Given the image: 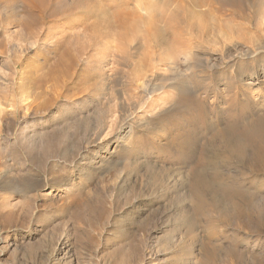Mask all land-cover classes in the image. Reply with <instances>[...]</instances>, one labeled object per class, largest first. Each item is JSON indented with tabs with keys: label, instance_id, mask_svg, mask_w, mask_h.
Listing matches in <instances>:
<instances>
[{
	"label": "rangeland",
	"instance_id": "obj_1",
	"mask_svg": "<svg viewBox=\"0 0 264 264\" xmlns=\"http://www.w3.org/2000/svg\"><path fill=\"white\" fill-rule=\"evenodd\" d=\"M26 1L46 15L24 38V0H0V264H264V87L257 95L238 82L264 66V53L196 67L192 78L179 56L193 95L182 96L183 107L169 92L178 74L149 60L147 72L173 78L164 110L148 116L156 130L145 131L129 124L145 114L133 71L143 41L127 40L121 57L124 45L105 48L83 28L97 22L101 34L116 33L110 12L140 0H93L103 7L85 9L87 0ZM202 1L198 9L212 10L206 35L226 21L238 30L228 46L264 48V0ZM181 41L190 50L188 35ZM57 65L67 70L62 94L46 98L44 80Z\"/></svg>",
	"mask_w": 264,
	"mask_h": 264
},
{
	"label": "bare ground",
	"instance_id": "obj_2",
	"mask_svg": "<svg viewBox=\"0 0 264 264\" xmlns=\"http://www.w3.org/2000/svg\"><path fill=\"white\" fill-rule=\"evenodd\" d=\"M172 1L174 2L173 3L174 6L172 5ZM24 2H25V7L23 8L24 9L23 12L25 14H24V17L20 16L22 18V20H20V18L18 17L19 18L18 23L19 22L21 23L22 29H28V30H25L24 33L22 34L24 36V38L33 37V36H36V33H37L35 30L41 29V27H42L41 26L43 23L42 21L46 15L44 13L45 10L42 9V7H39V9H36L35 5L32 4V2L29 3V1H26V0H24ZM186 2L188 4H186ZM202 2H203L202 0H165V2H162V3H160V5H158L157 3L151 2V0L150 1L145 0L144 2L140 0V2L137 1L136 6L131 8V9H126V6H125V7H123V10L119 7L120 9L119 8L116 10L114 9L115 11L113 10L112 12H110V14L116 19V21L118 22V24L120 26V29L116 28L117 29L116 33H115V31L112 33L113 35L109 34L108 32H105V35H104V33L101 34L102 33L101 30L97 29L99 26L97 22L93 23L89 28L87 26L83 27L84 29H92V31L95 33L94 36H92V34H91V37L89 38V40L97 39L96 43H98V41L103 38L105 41V48H106V43L110 42L111 40H116V42H119L122 45V47H123V45H124V47H126L125 42H127V40L129 42H133L136 39H139V42L143 41V43H141L142 46L139 44L141 48L143 47V49H145L144 54H141L142 55V56H140L141 59H139L141 61H139L138 65L141 67L139 69H135L133 71L134 72L136 71V73L134 74V78L138 82L137 83L135 81V83L144 87L143 92H145V94L144 93H143L144 95L142 94L143 96L138 101V103H140V105H141L140 110H143L145 112V114L142 115V113H141V114H135L134 116H132L130 119L131 121L129 123L131 126L135 125L133 127L138 126V128L141 127L145 131L148 130L151 132L154 128H151L152 126H149L150 123L148 121V116H155L156 117L157 114H159L162 111V109H163L162 107L165 106L164 102L167 101L166 98L169 96L167 89H166L167 86H166L165 82L169 78H173V77H171L173 75L169 76L168 74L160 73V72H158V70H156V68L154 69L153 67L151 68L150 72H147L146 67L148 66V64H150V67H151V63L148 62L149 60L155 61L154 62L155 65H156V63L157 64H163L165 66L164 69H166L165 71H167V72H170L173 74H178V77L173 78V79H176L177 82H180V84H178V86H176V87H173V89L170 90L169 92H172V93L179 95L181 97L179 101L182 105V103L183 104L186 103V101H184V100L187 99L186 97L183 99L182 96L189 95V94L191 96V88L189 86V82H191V81H188L189 80L188 77H187L188 80H186V77H184V75L182 73H180L178 70V65H176L177 64L176 60L179 56L182 55L184 57L183 60L187 63V70H189L191 72V74H192L191 78H192L193 76L195 77L198 74H200V72H202V70H200V71L194 70L196 67H202L203 69H210L211 70L214 67L216 68L217 66H220L219 68H221V66L225 65V63H227V62L228 63L231 62V64H232V62L233 63L236 62L232 65L238 66V64L241 63L240 61L245 60L246 58H253L257 62L258 55L261 53H264V51H261L262 49H264L262 46L263 45L262 43L258 44L256 42L255 44H253V46L256 49H253L254 47L253 48L251 47L252 49L250 47L243 49V48H240L237 45H235L236 41L234 39V34H236V32H238V30H236L237 27L230 22L224 21L223 24H221V22H219L217 31L215 32V29L212 30L215 32V34H214V32L211 33L214 36L212 35L213 37H209L208 34L206 35V33L209 32V31L207 32V29H211L209 27L210 21H208L207 19H208V17H210L212 15V10L208 9V8L206 10L198 9V7H200L201 5H204L205 2L203 4H202ZM91 3L95 4L96 7H97V5L103 7V5L99 4L96 1L87 0V1H83V4H82L83 7H81V8L85 9ZM262 5H264V4H262ZM22 7H23V5H22ZM102 7H100V8H102ZM35 9L38 10L39 13L34 14L33 10L35 11ZM257 9L258 8H256V11H257ZM42 11L44 14L42 13ZM173 24H175V25L177 24L176 26L178 27V29H173ZM109 26H111V24ZM33 29H35L34 30L35 32L33 31ZM108 30H110V29H108ZM165 31H168L172 34L170 39H168L167 37L165 38V35H164ZM183 34L188 35L189 41L192 42V46H190V43L188 44V47L190 48V50L187 48L185 50L184 47H183V49H181L180 47H178L180 44L178 46L176 45V43L182 42L181 36ZM20 37H21V34H20ZM95 41H93L94 44H96ZM232 43H235V44H233L235 46H232V47L228 46ZM120 44H116V45L117 46L119 45V48H120L121 47ZM96 45L98 46V44H96ZM127 45H129V44H127ZM97 46H95L94 48L96 49ZM111 46L117 47L115 45H111ZM111 46L109 45L107 47L109 48ZM137 46H138V44H137ZM224 46H225V48H223ZM191 47H192V49L193 48L194 49H197V48L200 49V51H202V56L198 57L197 55H195L194 51L191 50ZM117 48H114V50L115 49L117 50ZM137 48L139 49V46ZM111 49H112V47H111ZM121 49L122 48H120V51H121ZM123 49H125V50H122L121 53H123V51L126 52L127 47L123 48ZM232 49H233V51H232ZM103 50L105 51L106 49H103ZM214 50L219 51V53L222 55L213 56L212 53L214 52ZM97 51H99V50H97ZM104 51H102L103 53L100 52L102 57H103ZM112 53H114V52L112 51ZM124 53L121 54L122 55L121 57H123ZM77 54H78V52H77ZM93 54H95V52ZM115 54H117L116 51H115ZM95 55L99 58L98 55H100V54L97 55V53H96ZM95 55H93V56H95ZM105 56L106 55H104V57ZM102 57L100 59H102ZM116 57L118 58V55ZM116 57H114V59ZM261 57L262 58H260V60L264 64V55H262ZM94 58L96 60V57H94ZM192 59L197 60L198 63L190 65ZM111 60H113V59H111ZM117 60L118 59H116L115 61L117 62ZM142 61H144V62L142 63ZM59 65H60V63H59ZM59 65H57L56 66L57 69H55L52 72V74L49 77L47 76L48 78L46 77V79L44 80V82L47 81V82L51 83L50 87L47 86L48 84L46 86H44V89H45L44 95L46 96V98L48 97V94L50 91L54 92L56 97H59L62 94V84L65 83L64 80L66 78L65 75H66L67 70H66V67H64V69L59 68ZM153 65L154 64H152V66ZM143 69H145V70L143 71ZM259 70L261 71V73H259ZM205 71H207V70H205ZM195 73H197V74H195ZM185 74H187V73H185ZM189 76H190V73H189ZM207 76H209V75H207ZM204 77H202V78H204ZM134 78L132 80H134ZM205 78H207V77H205ZM196 79H195V82H196ZM203 81H204V79L201 80L200 82L206 84V82H203ZM131 82L133 83L134 81H131ZM238 82H242V85L244 86L245 90H247L248 88L251 89L252 87H255L254 91H256L255 93L258 95V92L260 91L258 88L264 87V66H262L259 69L256 68L253 72H251L246 77L240 76ZM137 84H135V85H137ZM207 85L208 84L205 85L206 86L205 88L208 87ZM135 89H136V87H135ZM137 90H138V88H137ZM192 92H194V91H192ZM141 93H142V91H141ZM155 95L157 97L156 99L154 97ZM171 95L173 96L174 94H171ZM192 98H193V95L190 97V99L192 100ZM260 100H261V103L264 104V94L260 95ZM180 103H178V104H180ZM187 103L189 104L190 102H187ZM188 104H187V106H190V110L193 106H195V104H193V106L190 104L188 105ZM181 107H183V105ZM184 109H187V111H189L188 108H183V110L181 111L182 112L181 115H183V116L186 113V111ZM175 112H177V111H175ZM156 120H157V118H156ZM154 130H156V129H154ZM158 132H156V133L158 134ZM159 134H160V132H159ZM159 136H161V135H159ZM180 151H182V150H180ZM101 161H103V160L101 159Z\"/></svg>",
	"mask_w": 264,
	"mask_h": 264
}]
</instances>
